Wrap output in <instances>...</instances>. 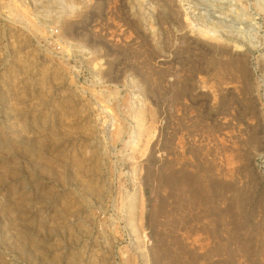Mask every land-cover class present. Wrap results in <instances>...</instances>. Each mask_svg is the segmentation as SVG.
<instances>
[{
  "label": "rangeland",
  "instance_id": "obj_1",
  "mask_svg": "<svg viewBox=\"0 0 264 264\" xmlns=\"http://www.w3.org/2000/svg\"><path fill=\"white\" fill-rule=\"evenodd\" d=\"M0 264H264V0H0Z\"/></svg>",
  "mask_w": 264,
  "mask_h": 264
}]
</instances>
